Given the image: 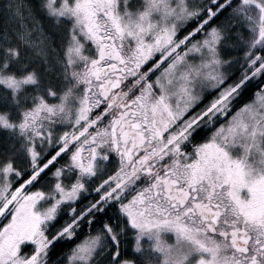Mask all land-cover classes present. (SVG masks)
I'll list each match as a JSON object with an SVG mask.
<instances>
[{
    "label": "snow or ice",
    "instance_id": "6c2138e0",
    "mask_svg": "<svg viewBox=\"0 0 264 264\" xmlns=\"http://www.w3.org/2000/svg\"><path fill=\"white\" fill-rule=\"evenodd\" d=\"M0 15V264H264V0Z\"/></svg>",
    "mask_w": 264,
    "mask_h": 264
},
{
    "label": "rangeland",
    "instance_id": "374dc122",
    "mask_svg": "<svg viewBox=\"0 0 264 264\" xmlns=\"http://www.w3.org/2000/svg\"><path fill=\"white\" fill-rule=\"evenodd\" d=\"M1 4H3L5 2V0H0ZM30 3L32 4H36L37 0H29ZM138 2V0H133V3ZM4 19V17H3ZM5 22V20H4ZM12 27L13 25L11 23H9L8 26V31L11 34L12 33ZM44 28L46 31L50 32L54 37H55V42L57 44V46L59 47L61 44V40H62V33L59 29L56 28V26L54 25V23L48 19H44ZM36 63H38L37 67L40 69V71L44 74V76L46 77V81L47 80H51V82L53 84H59V79L56 75V72L59 71V69H55L54 71L48 72L45 70V65L39 61H35ZM11 142V137L9 135V133L6 130L0 129V152H3L4 150L8 149V146ZM92 195L90 194H84L83 198L81 199L80 203L82 202V204L85 202V200L88 199H92ZM63 217V214L62 216ZM131 239V238H129ZM127 252H131V248L126 249ZM62 258V257H61Z\"/></svg>",
    "mask_w": 264,
    "mask_h": 264
},
{
    "label": "trees",
    "instance_id": "16d2710c",
    "mask_svg": "<svg viewBox=\"0 0 264 264\" xmlns=\"http://www.w3.org/2000/svg\"><path fill=\"white\" fill-rule=\"evenodd\" d=\"M0 4H1V1H0ZM4 30H5V22H4L3 16L0 15V33H2ZM33 64L35 66H38L37 65L38 63H36L35 61H33ZM250 92H251V87L249 88L248 92H245L244 96L242 97V100L248 99L249 98V95H250ZM81 204H82V202H81ZM62 218L63 217H61V219ZM69 246H70V244H67V243H64V242L57 243L56 246L52 249L51 258L53 260H55Z\"/></svg>",
    "mask_w": 264,
    "mask_h": 264
}]
</instances>
